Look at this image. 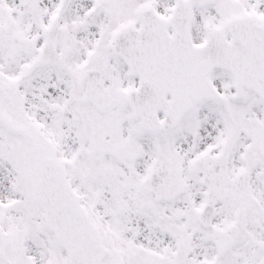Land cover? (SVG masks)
<instances>
[{
    "label": "snow or ice",
    "instance_id": "6c2138e0",
    "mask_svg": "<svg viewBox=\"0 0 264 264\" xmlns=\"http://www.w3.org/2000/svg\"><path fill=\"white\" fill-rule=\"evenodd\" d=\"M0 264H264V0H0Z\"/></svg>",
    "mask_w": 264,
    "mask_h": 264
}]
</instances>
